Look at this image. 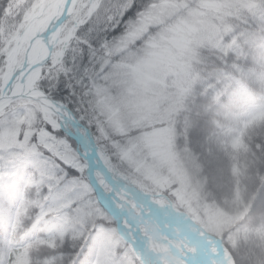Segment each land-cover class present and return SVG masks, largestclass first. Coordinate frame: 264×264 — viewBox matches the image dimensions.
I'll return each mask as SVG.
<instances>
[{
  "label": "trees",
  "instance_id": "trees-1",
  "mask_svg": "<svg viewBox=\"0 0 264 264\" xmlns=\"http://www.w3.org/2000/svg\"><path fill=\"white\" fill-rule=\"evenodd\" d=\"M102 2L104 11L111 9L109 15L116 16L114 23L103 24L110 37L109 48L91 61L85 87L78 89L72 106L79 108L77 115L83 116L95 143L104 146L102 158L111 157L105 165L113 177L133 180L134 170L104 132L100 99L103 88L109 87L113 68L126 53L120 51L119 39L158 0ZM132 2L136 9L125 18L118 6ZM33 3L34 0H0V43L14 39L20 32ZM228 21L229 30L220 37V45L207 43L196 50L193 63L196 78L177 108L174 142L176 148L197 156L211 207L218 208L225 197L234 194L237 185L247 184L244 192L248 208L224 232L223 242L235 264H264V121L253 123L243 135L252 150L251 159L240 162L242 155L238 152L232 159L233 152L222 149L229 145L231 134L241 127L247 109L264 98V0L237 9ZM114 31L116 35L112 36ZM151 33L144 34L139 43ZM98 125L104 134L98 133ZM24 156L23 152L0 151V264H58L61 254L66 262L73 252L91 247L96 233L89 228V237L80 240L75 249L70 241L67 249L50 246L53 238L59 242L61 232L69 238L79 227V220L67 211L68 193L49 196L47 187H38L31 175H25ZM235 162L246 164L243 174H235ZM92 198L95 200V194ZM120 241L115 256L121 264H144L122 236ZM108 243L101 240L96 244L98 264H109L112 259Z\"/></svg>",
  "mask_w": 264,
  "mask_h": 264
},
{
  "label": "rangeland",
  "instance_id": "rangeland-1",
  "mask_svg": "<svg viewBox=\"0 0 264 264\" xmlns=\"http://www.w3.org/2000/svg\"><path fill=\"white\" fill-rule=\"evenodd\" d=\"M255 2L158 0L119 39L118 47L126 53L113 68L109 87L103 88L100 99L104 132L134 170L133 180L116 179L181 208L202 230L220 239L224 247L222 235L248 208L244 192L247 184L237 185L234 194L225 197L218 208L208 205L204 192L206 179L197 156L175 147L174 119L196 78L193 63L198 47L207 43L220 45V37L229 30L228 19L237 9L251 7ZM32 5L25 19L35 35L40 22L35 19ZM147 32H152L151 36L139 43ZM27 44L24 41L23 49ZM244 117L241 127L231 134L229 145L222 147L233 152L232 159L236 152L242 155L243 163L244 159L252 158L243 135L253 123L264 121V98L252 104ZM18 133V125L0 121V151L26 153L24 141L17 139ZM238 163L233 164V171L243 174L246 164ZM174 247L160 245L159 250L167 252L178 264H188L177 252H185V246L174 242ZM229 254L231 264H235Z\"/></svg>",
  "mask_w": 264,
  "mask_h": 264
},
{
  "label": "snow or ice",
  "instance_id": "snow-or-ice-1",
  "mask_svg": "<svg viewBox=\"0 0 264 264\" xmlns=\"http://www.w3.org/2000/svg\"><path fill=\"white\" fill-rule=\"evenodd\" d=\"M32 8L40 30L33 35L26 20L14 39L0 43V121L19 126L17 139L26 146L25 175H31L38 187H47L49 196L68 193L67 211L79 220L69 238L61 232L59 242L53 238L50 246L67 249L70 241L75 249L80 240H87L89 228L96 233L91 247L73 252L66 262L61 254L58 264H98L96 244L101 240L109 242V264H121L115 249L121 227L128 223L126 217L121 220L124 204L98 192L94 179L111 157L101 159L104 146L94 143L83 116L77 115L79 108L72 106L78 89L85 87L91 61L109 48L103 24L114 23L116 16L109 15L111 9L104 11L102 0H34ZM134 9V2L118 6L125 18ZM41 36L48 55L33 60L27 53ZM24 41L28 49H23ZM97 131L104 134L99 125Z\"/></svg>",
  "mask_w": 264,
  "mask_h": 264
},
{
  "label": "bare ground",
  "instance_id": "bare-ground-1",
  "mask_svg": "<svg viewBox=\"0 0 264 264\" xmlns=\"http://www.w3.org/2000/svg\"><path fill=\"white\" fill-rule=\"evenodd\" d=\"M43 40L44 37L36 46L35 42L31 44L27 54L33 60H41L48 55ZM28 48L27 44L24 49ZM93 162L96 163L95 159ZM94 179L98 192L103 191L111 194L114 200L118 197L123 201L121 220L126 217L128 223L121 227V233L131 242L145 264H178L167 252L159 250L160 245L175 248L174 242L190 249L184 247L185 252L177 250L188 264H231L230 254L220 239L211 237L190 217L179 213L161 198L113 180L107 175L104 163L101 164V170L95 173Z\"/></svg>",
  "mask_w": 264,
  "mask_h": 264
},
{
  "label": "water",
  "instance_id": "water-1",
  "mask_svg": "<svg viewBox=\"0 0 264 264\" xmlns=\"http://www.w3.org/2000/svg\"><path fill=\"white\" fill-rule=\"evenodd\" d=\"M41 39H43V36H41L39 39H37L36 41H35V46L41 41ZM34 46V47H35ZM46 57V56H45ZM44 57V58H45ZM43 58V59H44ZM42 60V59H41ZM86 128V130L89 132V134L91 135V132L89 131V129L87 128V127H85ZM92 138H93V135H92ZM93 141H94V138H93ZM106 172H107V175L109 176V177H112V175H111V173H110V171L108 170V168L106 167ZM113 178V180H115V181H119V180H117V179H115L114 177H112ZM120 182V181H119ZM170 206H172V205H170ZM174 207V206H173ZM175 208V207H174ZM176 210L179 212V210L176 208ZM180 213V212H179ZM123 236V235H122ZM124 238V237H123ZM125 239V238H124ZM126 240V239H125ZM127 241V240H126ZM127 242H129V243H131L130 241H127Z\"/></svg>",
  "mask_w": 264,
  "mask_h": 264
}]
</instances>
